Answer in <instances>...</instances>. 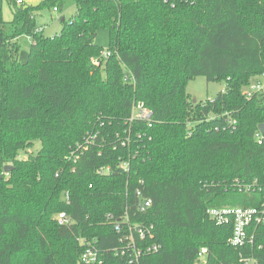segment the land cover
I'll use <instances>...</instances> for the list:
<instances>
[{
  "label": "trees",
  "instance_id": "trees-1",
  "mask_svg": "<svg viewBox=\"0 0 264 264\" xmlns=\"http://www.w3.org/2000/svg\"><path fill=\"white\" fill-rule=\"evenodd\" d=\"M63 2L9 0V21L0 10V264H81L82 239L101 264H129L125 218L153 224L148 242L159 245L136 264L264 260V219L248 225L252 244L236 247L232 216L217 224L207 214L264 211V91L242 94L264 73V0H74L46 36L36 16ZM197 76L225 87L193 100L186 85ZM134 101L152 111L151 126L127 122ZM137 189L151 199L144 212ZM59 212L72 222L58 224Z\"/></svg>",
  "mask_w": 264,
  "mask_h": 264
},
{
  "label": "built area",
  "instance_id": "built-area-1",
  "mask_svg": "<svg viewBox=\"0 0 264 264\" xmlns=\"http://www.w3.org/2000/svg\"><path fill=\"white\" fill-rule=\"evenodd\" d=\"M17 4L25 3L24 0H16ZM53 11L58 12L57 8L54 7ZM39 30H42L40 28ZM103 58H106L110 55V52L104 49L101 53ZM94 64L98 65L99 61L94 59ZM124 81L134 83V79L132 75L128 72L124 75ZM264 91V73L257 75L252 78L247 85L242 88V94L246 98H251L253 95ZM128 123L139 122L145 125H152V111L144 105L141 101H134L131 107L130 116L127 120ZM234 123V121H233ZM257 137L263 136L259 131L256 135ZM136 137H140L139 132L136 133ZM77 148H80L78 146ZM86 149V146L83 147L80 151ZM78 158L74 156V161ZM119 167L126 169V163L120 162ZM97 172L99 174L109 173V167H100ZM136 195L139 197V201L137 203V208L140 212L146 211L151 206V199L148 197H142L141 191L136 190ZM66 202H68V197H66ZM208 216L215 220L217 224L226 223L229 219V216L233 218V232L231 237L229 238V244L241 247L248 244H252V237L248 234V225L253 221H261L264 219V211L260 212L255 208H209L207 209ZM56 221L60 225H68L72 222L70 217L66 214V212H59L56 215ZM124 221L127 223L128 228V247L132 249V253L128 254V263L136 264L139 258V255L142 253H151L156 252L159 249V245L153 242H148L149 239L154 238V228L153 224H141V223H128V219L125 218ZM114 228L117 232L120 231V226L118 223L114 225ZM81 244L85 245L84 250L82 251L79 261L81 264H101L103 261L102 254L99 252L97 247L90 241L81 240ZM139 243V245H138ZM138 245V246H137ZM205 248H202L199 252V258L201 260L204 259ZM118 255H125V251L121 250L120 252H116ZM242 264H264V260L260 257H255L251 253L247 254L242 258Z\"/></svg>",
  "mask_w": 264,
  "mask_h": 264
},
{
  "label": "rangeland",
  "instance_id": "rangeland-1",
  "mask_svg": "<svg viewBox=\"0 0 264 264\" xmlns=\"http://www.w3.org/2000/svg\"><path fill=\"white\" fill-rule=\"evenodd\" d=\"M25 3L35 5L40 0H24ZM0 10L2 17L5 21L12 18V12L9 0H0ZM76 11L74 0H64L61 11L55 12L53 9L45 8L41 10L36 16V23L38 27L43 29L46 36H52L58 33L61 29L60 18L68 20ZM22 49L28 50L30 46V39L28 36H20L17 39ZM95 43L102 46L104 49L108 46V31L100 29L95 37ZM225 87L224 81H207L204 76H197L188 81L186 91L190 94L191 98L196 101H204L213 98L215 94L223 90ZM36 145L33 151L38 148Z\"/></svg>",
  "mask_w": 264,
  "mask_h": 264
},
{
  "label": "water",
  "instance_id": "water-1",
  "mask_svg": "<svg viewBox=\"0 0 264 264\" xmlns=\"http://www.w3.org/2000/svg\"><path fill=\"white\" fill-rule=\"evenodd\" d=\"M63 19V18H62ZM258 131L264 135V123H261L258 125ZM11 167L10 166H5V171L9 170Z\"/></svg>",
  "mask_w": 264,
  "mask_h": 264
},
{
  "label": "crops",
  "instance_id": "crops-1",
  "mask_svg": "<svg viewBox=\"0 0 264 264\" xmlns=\"http://www.w3.org/2000/svg\"><path fill=\"white\" fill-rule=\"evenodd\" d=\"M42 31H43V29H42Z\"/></svg>",
  "mask_w": 264,
  "mask_h": 264
}]
</instances>
